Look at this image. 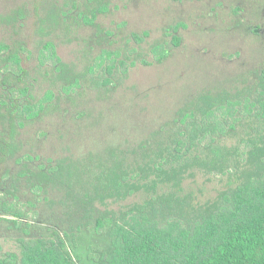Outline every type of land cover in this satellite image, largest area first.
Instances as JSON below:
<instances>
[{
    "label": "trees",
    "instance_id": "trees-1",
    "mask_svg": "<svg viewBox=\"0 0 264 264\" xmlns=\"http://www.w3.org/2000/svg\"><path fill=\"white\" fill-rule=\"evenodd\" d=\"M107 5V0H88L80 19L73 21L94 30L85 41L86 64L81 70L63 63L52 41L40 42L38 63L32 70L23 66L22 45L0 43V190L14 195L20 191L42 194L51 209L89 211L98 203L117 199L129 188L139 190L141 182L151 177L155 186L179 185L194 171L224 173L241 158L240 146L264 147V136H260L264 132L263 64L239 76L232 91L222 88L198 94L133 147L121 149L112 144L104 152L89 151L83 157L55 158L40 153V139L29 137L36 125L49 116L65 117L77 97L95 90L114 94L129 76L126 61L130 56L125 54V60L119 61L114 34L97 23L108 13ZM62 8L59 18L63 26L58 22L40 26L41 36L69 31V13ZM23 18L18 9L4 21L14 27ZM182 27L179 23L164 30L173 48L182 42ZM131 38L141 45L149 33H132ZM162 41L153 47L152 62L142 58L144 65L167 61L170 53L162 49ZM44 79L52 88L42 92L36 86ZM234 140L237 143L231 145ZM4 207V215L22 218L21 211ZM6 221L10 228L29 234L17 220ZM96 227L103 229L100 219ZM109 237L110 251L101 256L102 264H264V168L191 226L177 218L159 219L152 211L135 207L117 218ZM20 242V254L3 256L0 264H72L57 230L48 229L35 239Z\"/></svg>",
    "mask_w": 264,
    "mask_h": 264
},
{
    "label": "rangeland",
    "instance_id": "rangeland-1",
    "mask_svg": "<svg viewBox=\"0 0 264 264\" xmlns=\"http://www.w3.org/2000/svg\"><path fill=\"white\" fill-rule=\"evenodd\" d=\"M86 1L0 0V43L22 45L24 49L19 51L23 66L32 70L38 63L36 50L40 42L52 41L63 63L81 70L86 64L85 41L94 30L76 26L73 21L80 19ZM107 3L108 13L100 16L97 23L114 34V48L120 51L118 60H125V54L130 56L126 61L129 76L114 94H98L95 90L86 97H77L68 106L65 117L49 116L36 125L29 137L40 139L39 152L45 156L83 157L89 151L104 152L112 144L121 149L133 147L198 94L222 88L232 91L239 76L264 64V0ZM62 7L69 13V31L41 36L40 26H56L57 22L63 26L59 18ZM18 9H22L24 18L13 27L4 20ZM179 23L184 25L179 34L182 42L173 48L171 37H165L164 30ZM144 32L149 33L144 44L131 38L132 33ZM160 41L170 57L161 65H144L142 58L152 62L153 47ZM132 62L135 66H131ZM36 88L44 92L52 86L44 79ZM230 143L235 145L237 140ZM240 151L241 158L224 173L194 171L179 185L155 186L151 177L141 182L139 190L129 188L117 199L98 203L89 211L51 209L42 194L20 191L14 195L0 190V258L12 253L19 255L20 240L35 239L54 229L64 239L72 264H102L101 256L111 247V226L122 213L135 207L150 210L159 219L177 218L191 226L215 211L225 196L264 168L263 146L243 145ZM5 205L21 211L22 218L4 215ZM97 219L104 224L101 231L97 230ZM6 220H17L29 234L10 228Z\"/></svg>",
    "mask_w": 264,
    "mask_h": 264
}]
</instances>
